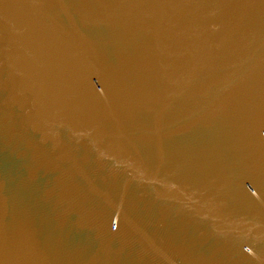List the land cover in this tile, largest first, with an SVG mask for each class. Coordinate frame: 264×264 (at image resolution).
<instances>
[{"label": "water", "instance_id": "1", "mask_svg": "<svg viewBox=\"0 0 264 264\" xmlns=\"http://www.w3.org/2000/svg\"><path fill=\"white\" fill-rule=\"evenodd\" d=\"M0 264H264V0H0Z\"/></svg>", "mask_w": 264, "mask_h": 264}]
</instances>
